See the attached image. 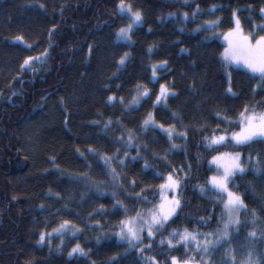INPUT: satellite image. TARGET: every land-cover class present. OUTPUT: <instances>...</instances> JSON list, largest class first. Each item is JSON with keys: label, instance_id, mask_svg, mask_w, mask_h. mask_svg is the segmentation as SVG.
<instances>
[{"label": "trees", "instance_id": "1", "mask_svg": "<svg viewBox=\"0 0 264 264\" xmlns=\"http://www.w3.org/2000/svg\"><path fill=\"white\" fill-rule=\"evenodd\" d=\"M130 1L143 19L133 28L132 40L123 42L116 33L128 17L117 11L119 0H0V264H149L151 257L168 264L171 256L195 255L190 247L169 250L160 240L172 229L214 233L221 226L223 204L215 192L201 193L197 186L207 187L208 178L219 174L209 161L224 152H239L248 168L232 188L248 209L239 214L247 223L226 242L237 264L247 257L248 232L259 236L264 229V176L252 171L256 159L264 157V142L213 151L204 140L218 127L216 134L236 131L245 106L264 111V87L243 66L223 61L225 45L209 30L191 29L200 19L218 15L216 28L227 33L236 11L246 35H264L258 27L264 24V0ZM213 5L219 7L209 12ZM28 57L33 61L22 68ZM158 62L166 64L153 80L152 66ZM137 85L149 95L133 105ZM161 85L175 94L157 103ZM110 96L115 99L109 101ZM49 99L57 100L61 111L25 149L23 126ZM149 113L154 124L145 128ZM159 125L187 136L173 135L170 141ZM129 132L131 147L126 146ZM104 155L114 157L115 185ZM169 173L182 180L176 189L178 217L129 247L115 235L119 221L159 203V186ZM116 201L123 207H114ZM201 217L207 223H200ZM64 221L78 226V232L65 236L60 246L57 240L38 243L41 232H52ZM253 243L256 255L264 252V240ZM77 244L87 255H68ZM224 255L218 247L206 261L222 264Z\"/></svg>", "mask_w": 264, "mask_h": 264}, {"label": "snow or ice", "instance_id": "2", "mask_svg": "<svg viewBox=\"0 0 264 264\" xmlns=\"http://www.w3.org/2000/svg\"><path fill=\"white\" fill-rule=\"evenodd\" d=\"M185 2L187 3V0H185ZM218 7L217 5H213L209 11L214 12ZM117 11L120 14H127L129 17V23L117 31V39L130 40L133 28L142 22V12L139 9L134 10L130 0H119ZM198 12L199 6L193 11L192 15L195 16ZM260 14L261 18L264 19V8H261ZM169 15L171 16L173 14ZM183 16L185 19H188L189 14L185 12ZM218 24V20H210L201 28L196 29V31H208L218 27ZM258 27L260 31H264V24ZM223 35L228 44V47L225 48L222 54L223 61L229 65L235 63L238 66H243L253 78L259 77L261 86L264 87V35H260L258 38L252 34L245 35L241 29L238 18L235 21V27L229 29V31ZM127 55L126 53L120 58V64L125 63ZM32 61V57L26 58L21 67L30 66ZM156 69L157 65H153V79L156 77ZM228 91L231 92V88H229ZM137 92L138 96L133 98V105L138 104L141 98L149 95V90L146 87L141 91V85H137ZM169 94V89L165 85H161L160 94L157 96V103L166 100ZM171 94L174 95L175 93ZM114 99L115 97L113 96L108 97L109 101H113ZM110 123L111 121H108L105 127L107 128ZM228 123H232V121L228 120ZM153 124L154 120L152 114L149 113L148 118L143 122V126L147 128ZM236 124L239 130L231 132V135H217L216 132L221 131L218 127L211 136L204 137L206 141L205 148L214 151L218 147H224L228 144H232L233 146H246L255 142H264V111L257 112L255 109H249L248 106H245L244 110L239 113ZM158 127L166 132L170 141L173 135L182 139L187 136L186 132H175L174 128L171 126L167 129H165L163 125H159ZM120 139L123 140V137ZM132 142L133 135L129 132L126 146L131 147ZM172 147L176 148L178 146L173 144ZM125 156L127 157V153H125ZM113 158L114 157L107 155L101 157L105 165H109V174L112 176L115 185L119 174L116 172L115 168L110 167ZM136 158L137 157H132V159ZM248 162L252 163L251 156H249ZM119 163L123 166L124 161L120 160ZM209 164L215 165L216 171L219 174L208 178L206 181L207 187L205 185H198L197 187H199L201 193L206 191L215 192L217 201L223 204L221 226L218 227L214 233L192 231L187 227H184L183 230L172 229L166 240H160V245H166L169 250L176 249L178 246L185 248L194 246L193 251L195 255L188 256L187 252H185L186 258L183 259L177 256H171L168 264H211L210 261H205L204 258L207 257L210 252L215 251L218 247H222L224 243L232 239V232H236L238 235L239 228L247 223V221H241L239 217L241 210L246 213L248 212L247 206L244 203L242 195L232 190V188L238 187L233 183L234 179L238 175L243 176L248 171V168L242 162L241 154L239 152L218 153L212 156ZM147 167L148 165L145 164V168ZM252 171L254 175L264 176V157H258L256 159ZM157 175L160 176L161 174L157 173ZM181 183V178H177L172 173H169L165 178V183L159 186L161 193L160 202L153 204L149 209L142 211L136 210L134 216L126 215L124 219L119 221V231L115 233L116 237L120 241L126 242L129 247L134 248L137 244L143 243L142 235L145 232L149 238H152L162 232V230H165L168 225L178 217V210L181 208V200L176 196L169 199L167 195H165V190L174 192L181 186ZM112 195L115 196L116 193L113 192ZM137 199H144L145 202H147L146 198L140 197L139 195H137ZM114 207H123V205L120 201H116ZM262 210H264V206H262ZM124 211L127 212V208H124ZM251 215V223L256 224L257 215L255 209L251 210ZM199 222L207 223L203 217L200 218ZM69 225V221H64L58 228L53 229V232L64 234V230L69 228ZM77 231L78 229L73 228V235H75ZM51 235L52 233L41 232L38 243H43L46 237H50ZM199 237H204V239L201 240ZM257 239L264 240V229L260 231L259 236L255 230L248 232L246 245L248 249L247 257L243 261H240L239 264H264V252L259 255L255 254L256 246L253 242ZM149 247H151V245H149ZM141 251H143V249H141ZM74 253L87 255L79 244L73 247L68 255L72 256ZM230 261L232 264H237L234 250L231 248L225 250L222 264H229ZM149 264H156L155 257L149 258Z\"/></svg>", "mask_w": 264, "mask_h": 264}, {"label": "rangeland", "instance_id": "3", "mask_svg": "<svg viewBox=\"0 0 264 264\" xmlns=\"http://www.w3.org/2000/svg\"><path fill=\"white\" fill-rule=\"evenodd\" d=\"M131 2V1H130ZM119 2H117V4H118ZM133 5V4H132ZM133 7H134V5H133ZM212 8V6L208 9V11L210 10ZM262 8H264V7H262ZM116 9H117V7H116ZM137 8L136 7H134V10H136ZM210 12V11H209ZM234 13H235V15H234ZM123 15H125V16H127L128 17V15L127 14H123ZM239 19V16H238V14L236 13V11H234L233 12V22H234V24H235V21H236V19ZM210 20H218L219 21V17H218V15H214V16H212V17H210V18H206V19H200L199 21H197L194 25H193V27L191 28L193 31H196V29H198V28H201L202 26H204L205 24H206V22L207 21H210ZM239 21H240V19H239ZM128 23H129V17H128ZM127 23V24H128ZM142 23V22H141ZM140 23V24H141ZM126 24V25H127ZM125 25V26H126ZM125 26H122V27H125ZM136 27V26H135ZM134 27V28H135ZM234 27H235V25H234ZM233 27V28H234ZM121 28V27H120ZM119 28V29H120ZM118 29V30H119ZM117 30V31H118ZM208 34L210 35V36H213V37H217V38H219L222 42H223V44L225 45V48L226 47H228V44H227V42L225 41V39H224V35L223 34H225L224 33V31H222V30H219V29H217L216 27L215 28H212V29H210L209 30V32H208ZM245 34V33H244ZM248 34H252V35H254L255 37H259V36H256L255 34H253L252 32H248ZM246 35V34H245ZM132 40V38L130 39V40H127V39H121L120 41H123V42H130ZM225 48H224V50H225ZM126 54V52L122 55V56H124ZM128 54V53H127ZM121 56V57H122ZM121 57H119V59H118V63H119V61H120V58ZM127 57H128V55H127ZM127 59V58H126ZM126 61V60H125ZM165 62H158V63H153V65H157V68H162V67H164L165 66ZM233 65H235V63H232ZM119 65L120 66H123L124 64H120L119 63ZM157 76H158V71L156 70V77L153 79V80H155L156 78H157ZM151 77H153V72L151 73ZM161 87V86H160ZM229 88H231V87H228V89ZM169 89V93L171 94L173 91L170 89V88H168ZM159 92H160V89H159ZM160 94V93H159ZM156 102H157V97H156ZM162 102V101H161ZM61 104L57 101V100H54V99H49V100H47L46 102H45V104L43 105V107L38 111V114L34 117V118H32V119H30L29 121H27L25 124H24V126H23V131H22V135H23V146L25 147V149H28V148H30V146L32 145V143H33V139H34V135H35V133L40 129V127H42L43 126V124H46V123H49L50 121H52L58 114H59V112L61 111ZM149 115V114H148ZM62 117H63V115H62ZM148 118V116L145 118V119H147ZM40 125V126H39ZM164 128L165 129H167V128H169V127H166V126H164ZM162 130V129H161ZM239 129H237L236 131H238ZM163 131V130H162ZM165 132V131H164ZM234 132V131H233ZM220 134H228V135H231V133H228V132H222V133H219V134H217V135H220ZM224 153H236V152H224ZM207 193H208V191H206ZM206 192H204V193H206ZM165 195H167V197L169 198V199H171L173 196H176L177 198H178V196L176 195V190L173 192V191H168V190H166V193H165ZM59 227V226H58ZM57 227V228H58ZM73 228H75V229H79V227L78 226H75L74 224H71L70 223V225H69V228H67V229H65L64 230V234H61V233H58V232H49V233H52V235L50 236V237H46V239H45V241H48V242H51L52 240H57V243H58V245L60 246V243L63 241V239L65 238V236H67V235H72L73 233H72V229ZM78 232V231H77ZM76 232V233H77ZM199 239H204V237H199ZM76 245H74V246H72V248L73 247H75ZM191 249H193L194 248V246H189ZM71 248V249H72ZM223 248L226 250V249H229L230 247L226 244V243H224L223 244ZM71 251V250H70ZM69 251V252H70ZM205 259V261H206V257L204 258Z\"/></svg>", "mask_w": 264, "mask_h": 264}]
</instances>
